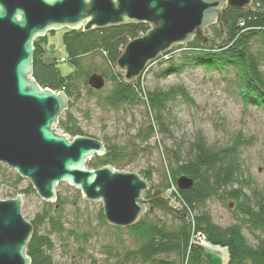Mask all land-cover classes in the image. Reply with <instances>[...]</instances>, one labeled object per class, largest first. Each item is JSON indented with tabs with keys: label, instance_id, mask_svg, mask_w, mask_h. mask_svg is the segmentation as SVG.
Segmentation results:
<instances>
[{
	"label": "rangeland",
	"instance_id": "obj_1",
	"mask_svg": "<svg viewBox=\"0 0 264 264\" xmlns=\"http://www.w3.org/2000/svg\"><path fill=\"white\" fill-rule=\"evenodd\" d=\"M250 6L251 4L249 8ZM66 32L65 28L54 29L39 37L41 38L39 57L43 61H56L63 76L74 75L71 89L73 97L70 99L72 105L68 111L81 127L85 134L83 136L95 138L103 144L107 142L109 145L117 146L125 153L119 165H111L115 170L136 173L143 179L146 171L151 173L148 183L150 197H144L147 190L142 196L146 200L153 199L154 193L158 191V197L170 208L167 210L168 213L173 211L186 218L191 231L188 250L201 247L209 264L229 262L228 248L211 244L205 233L197 229L195 218L197 211L209 213L212 221L221 227L234 223L241 225V234L251 246L264 240L262 230L252 228L248 222H243V217L236 208L238 204L236 197L222 193L208 198L198 209L185 211L186 208L176 195L179 190L176 181L175 185L171 184L168 189L164 190L163 187L173 151L180 156V162L186 161L190 149L200 135L205 143L213 148H225L236 141L243 179L240 183L228 187L227 192L241 191L252 197L254 193L264 194V108L243 103L238 95L235 71L227 69L221 73L217 70L190 66L180 73L158 77L160 66L163 64L156 61L172 56L178 59L180 49L174 48L171 51L168 49L160 54L156 61H151L147 65L136 78V82H140L144 93L156 89L166 91L179 86L185 88L186 92V95L177 94L168 101L167 110L164 115L161 114L164 122L161 125L156 122L155 111L148 108L145 98H143L145 103L119 107L105 104L102 97L111 88V81L108 78L111 67L98 54H90L80 57V67L76 70L65 57L63 38ZM207 33L211 34L210 31ZM184 43L180 44L185 47ZM252 49L261 53L263 50L258 42H255ZM261 69L264 71V63ZM118 72L122 74L121 71ZM93 73L104 76V85L100 89L92 88L87 83L88 77ZM61 115H64V111ZM149 125L153 127V134L147 138ZM53 128L61 129L58 124ZM56 132L69 136L67 137L69 139L72 137L64 131ZM88 161L89 159L85 161L87 168ZM29 185L31 183L28 178L20 177L9 165L0 162V200L21 196V214L31 225V222H34L32 234L34 232L37 236L49 239L50 248L43 246V249L50 255L54 264H151L133 254L139 241L137 235L128 229L129 226L114 227L108 224L104 217H100L102 213L100 200L86 199L73 185L60 182L56 186V199L45 201L34 189L32 192H25ZM240 185L242 188L238 187ZM152 205L153 203H150L146 206L147 219L161 220L168 226L176 223L173 214H167ZM51 218L57 222L59 219L62 228L53 227ZM187 257L186 255L185 262ZM168 259L173 260L174 264L182 262L176 254L169 255Z\"/></svg>",
	"mask_w": 264,
	"mask_h": 264
},
{
	"label": "water",
	"instance_id": "obj_2",
	"mask_svg": "<svg viewBox=\"0 0 264 264\" xmlns=\"http://www.w3.org/2000/svg\"><path fill=\"white\" fill-rule=\"evenodd\" d=\"M251 0H0V162L9 165L45 201L56 199V186L66 182L82 196L102 202L105 221L114 227L133 225L158 197L142 196L148 182L136 173L105 165L94 170L85 161L104 154V144L91 137L60 135L53 126L67 108L63 91L42 88L32 77L33 41L47 31L146 23L148 30L128 41L116 60L123 80L132 82L147 65L172 46L196 37L207 42L205 29L222 32L224 6L249 8ZM89 85L100 89L104 78L93 73ZM193 180L181 175L178 189ZM21 196L0 200V264H31L26 247L32 225L22 216Z\"/></svg>",
	"mask_w": 264,
	"mask_h": 264
},
{
	"label": "trees",
	"instance_id": "obj_3",
	"mask_svg": "<svg viewBox=\"0 0 264 264\" xmlns=\"http://www.w3.org/2000/svg\"><path fill=\"white\" fill-rule=\"evenodd\" d=\"M221 21L223 31L217 25H209L205 29L208 37L207 43L201 45L200 41L193 37L190 41L170 48L180 49V57L174 59L172 54L167 59L155 60L160 66L158 77L167 76L171 73H180L190 66L201 67L207 70L219 72L233 69L238 79V95L245 104L264 108V71L261 69L264 61V0H252L250 8L237 9L225 6L222 10ZM149 26L144 22L128 23L124 25L99 27L83 31L78 29H66L64 36L65 57L79 69V59L82 56L98 54L111 68L108 78L111 81L110 90L102 97L105 104L111 107H119L126 104L145 103L149 109L155 111V120L163 124L162 115L167 110V103L177 94L186 95L185 88L171 87L169 90L159 89L143 92L140 82H126L122 74L115 70V63L126 43L148 30ZM210 31L211 34L207 32ZM41 38L33 41L32 77L41 86L55 91H63L68 98L67 108L64 115L58 118V126L71 136L83 135L81 127L75 122L73 115L68 111L72 105L73 76H63L57 67L56 61H43L40 55ZM255 42L263 49L255 52L252 46ZM183 47V48H182ZM259 54V55H258ZM261 54V55H260ZM104 78V76L102 75ZM89 78V77H88ZM87 83L89 85L88 79ZM245 83H247V86ZM90 86V85H89ZM92 87V86H90ZM93 88V87H92ZM90 90V88H89ZM145 98V100L143 99ZM153 134V127L149 125L148 137ZM85 135V134H84ZM236 141L225 148H213L205 143L199 135L195 140L189 157L180 162V156L173 151L167 175H165L164 190L170 185H175L176 179L186 175L193 180L190 188L179 189L177 197L184 207L191 210L205 203V201L219 194L232 195L238 200L237 210L243 217V222H248L252 228H259L264 232V194L257 193L245 195L241 191L236 193L232 190L227 192L228 187L234 183H240L243 179L241 164L237 152ZM105 153L94 154L89 159V168L96 169L105 165H119L125 153L113 145L104 142ZM144 178L151 179V173L146 171ZM19 179V177L17 178ZM151 186L149 185V188ZM240 188V186H238ZM31 185L25 192H32ZM150 191L144 193V197H150ZM58 195V200H59ZM153 207L160 208L167 214H173L176 223L168 226L161 220L147 219V211L139 217L137 222L128 229L133 231L138 238L137 250L133 252L142 260L151 264H174L168 259L171 254L181 258L180 264H209L203 255L201 247H193L188 250L190 228L182 214L169 212L160 201H156ZM100 217L103 218L102 213ZM196 227L205 233L211 244H218L228 248V264H264V240L251 246L241 234V225L231 224L221 227L212 221L209 213L197 211ZM34 227V222H31ZM51 224L57 229L62 228L58 222L51 218ZM43 246L50 248V241L45 236H37L34 232L27 245L26 253L31 259V264H54L50 255ZM188 253V254H187ZM188 256L185 262V257Z\"/></svg>",
	"mask_w": 264,
	"mask_h": 264
},
{
	"label": "bare ground",
	"instance_id": "obj_4",
	"mask_svg": "<svg viewBox=\"0 0 264 264\" xmlns=\"http://www.w3.org/2000/svg\"><path fill=\"white\" fill-rule=\"evenodd\" d=\"M72 137H73V136H72ZM72 137H71V138H72ZM155 202H156V201H155ZM160 202H161V201H160ZM161 203H162V202H161ZM186 210H189V209L186 208L185 211H186Z\"/></svg>",
	"mask_w": 264,
	"mask_h": 264
}]
</instances>
